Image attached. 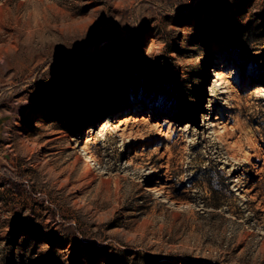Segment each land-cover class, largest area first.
<instances>
[{"label": "rangeland", "instance_id": "obj_1", "mask_svg": "<svg viewBox=\"0 0 264 264\" xmlns=\"http://www.w3.org/2000/svg\"><path fill=\"white\" fill-rule=\"evenodd\" d=\"M0 264H264V0H0Z\"/></svg>", "mask_w": 264, "mask_h": 264}, {"label": "clouds", "instance_id": "obj_2", "mask_svg": "<svg viewBox=\"0 0 264 264\" xmlns=\"http://www.w3.org/2000/svg\"><path fill=\"white\" fill-rule=\"evenodd\" d=\"M40 2H42V3H44V4H50V3H51V0H40ZM29 3L35 4V3H37V0H29ZM53 26H55V25H53ZM200 56H205V51H202V52L200 53ZM200 56L196 57V59L199 60V59H200ZM164 62H165V61H164L163 59L160 60V63H161L162 65L164 64ZM234 71H235V69H233V72H234ZM216 75H217V77H222V73H216ZM224 83L227 84V81H224ZM144 123L147 124L148 121H147V120H144ZM153 127H155V125H153ZM25 215H27V213H25ZM25 238H26L25 236H20V237H19V243H20L21 241H24ZM43 247H44V248H47L48 245L45 244V245H43ZM21 255H23V256L26 258V256H25L23 253H21ZM21 255H20V256H21ZM20 256L17 257V260H19ZM26 259H27V258H26Z\"/></svg>", "mask_w": 264, "mask_h": 264}, {"label": "water", "instance_id": "obj_3", "mask_svg": "<svg viewBox=\"0 0 264 264\" xmlns=\"http://www.w3.org/2000/svg\"><path fill=\"white\" fill-rule=\"evenodd\" d=\"M7 157H9V156H7Z\"/></svg>", "mask_w": 264, "mask_h": 264}]
</instances>
